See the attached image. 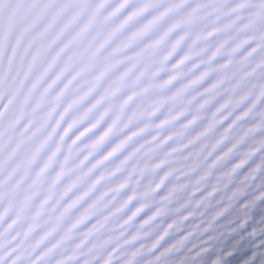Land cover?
<instances>
[{"label":"snow or ice","instance_id":"obj_1","mask_svg":"<svg viewBox=\"0 0 264 264\" xmlns=\"http://www.w3.org/2000/svg\"><path fill=\"white\" fill-rule=\"evenodd\" d=\"M249 192L264 0H0V264H195Z\"/></svg>","mask_w":264,"mask_h":264},{"label":"water","instance_id":"obj_2","mask_svg":"<svg viewBox=\"0 0 264 264\" xmlns=\"http://www.w3.org/2000/svg\"><path fill=\"white\" fill-rule=\"evenodd\" d=\"M220 195L215 198L219 199ZM249 199L251 192L242 196L233 209L218 218L206 232L193 236L188 249L179 255L184 256L194 245L198 247L200 241H207L208 251L196 257L195 264H264V199L256 201L250 209L241 210L240 204ZM212 211L214 209L207 215ZM206 219L189 217L185 230L206 223Z\"/></svg>","mask_w":264,"mask_h":264}]
</instances>
